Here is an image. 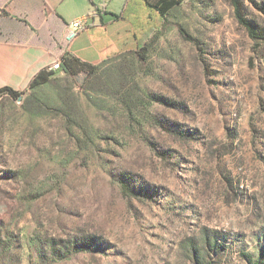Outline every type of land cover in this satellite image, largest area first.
Masks as SVG:
<instances>
[{
    "label": "rangeland",
    "instance_id": "374dc122",
    "mask_svg": "<svg viewBox=\"0 0 264 264\" xmlns=\"http://www.w3.org/2000/svg\"><path fill=\"white\" fill-rule=\"evenodd\" d=\"M165 20L132 2L93 69L0 95V264H264V41L230 0Z\"/></svg>",
    "mask_w": 264,
    "mask_h": 264
},
{
    "label": "crops",
    "instance_id": "0c3cea01",
    "mask_svg": "<svg viewBox=\"0 0 264 264\" xmlns=\"http://www.w3.org/2000/svg\"><path fill=\"white\" fill-rule=\"evenodd\" d=\"M135 1L0 0V88L24 92L37 74L49 71L65 55L99 62L101 47L122 27L124 19L119 16ZM88 14L93 15L68 43L72 24Z\"/></svg>",
    "mask_w": 264,
    "mask_h": 264
},
{
    "label": "trees",
    "instance_id": "16d2710c",
    "mask_svg": "<svg viewBox=\"0 0 264 264\" xmlns=\"http://www.w3.org/2000/svg\"><path fill=\"white\" fill-rule=\"evenodd\" d=\"M142 3L145 4L149 9L155 11L159 15V21L162 23H165V17L166 15L174 8L180 6L184 0H137L135 3ZM231 4L234 7L235 15L240 23L248 32L249 37L256 43L259 44L261 41H264V35L259 34L255 27L247 20V18L244 16L241 4L239 0H230ZM129 5L124 10V13H122L119 17L125 20V14L128 10ZM180 32L182 35H185V31L182 27L178 26ZM139 29L135 28L134 31L136 32V37L138 40H140V33L138 31ZM142 31V30H141ZM142 53L140 54V57L142 59L146 58V54L148 53V49L146 46L142 47ZM86 67H91L92 69L94 66H91L89 63L81 61L79 58L76 57H69L68 55H65L62 57V62L60 64V69L57 71H47L43 70L39 74H37L33 80L30 82L29 87L30 88H36L39 87L45 83H48L51 80V77L59 71H64L67 74L75 75L78 74L80 71H83ZM23 92H18L13 90L12 88L5 87L0 88V95H9L15 100H18L19 97H21Z\"/></svg>",
    "mask_w": 264,
    "mask_h": 264
},
{
    "label": "built area",
    "instance_id": "2783aa9c",
    "mask_svg": "<svg viewBox=\"0 0 264 264\" xmlns=\"http://www.w3.org/2000/svg\"><path fill=\"white\" fill-rule=\"evenodd\" d=\"M93 14H88L84 16V18L76 20L73 24L72 27L68 30L66 39L68 43H72L80 34L82 31L83 27V22L87 21ZM62 62V58L57 60L55 64L50 68L49 71H57L60 69V64Z\"/></svg>",
    "mask_w": 264,
    "mask_h": 264
},
{
    "label": "water",
    "instance_id": "95a60500",
    "mask_svg": "<svg viewBox=\"0 0 264 264\" xmlns=\"http://www.w3.org/2000/svg\"><path fill=\"white\" fill-rule=\"evenodd\" d=\"M21 100H22V97H19L18 102H20Z\"/></svg>",
    "mask_w": 264,
    "mask_h": 264
}]
</instances>
